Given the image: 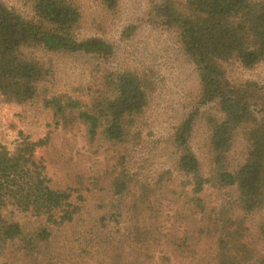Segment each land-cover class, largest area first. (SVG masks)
<instances>
[{"label": "trees", "instance_id": "obj_1", "mask_svg": "<svg viewBox=\"0 0 264 264\" xmlns=\"http://www.w3.org/2000/svg\"><path fill=\"white\" fill-rule=\"evenodd\" d=\"M100 1L112 11L119 0ZM29 2L31 15L24 16L0 0V101L41 100L65 135L81 131L86 145L104 153L101 177L109 200L91 231L102 233L115 250L113 261H120L113 264L143 263V250L160 239L187 264H264V87L231 82L226 72L232 62L252 69L264 61V0H163L155 7L162 25L178 31L199 77L195 104L170 136L172 169L189 185L182 192L168 188L169 170L141 181L128 155L127 146L140 141L135 128L148 106L149 81L131 70L96 65L85 100L47 95L52 71L36 50L107 61L114 47L100 37L78 38L81 14L72 0ZM210 104L215 113L204 109ZM198 122L205 131L207 171L190 144ZM237 137L244 152L232 167L229 153ZM47 144V138L21 135L11 149L0 145V264H60L50 242L57 226L78 211L69 200L83 185L82 173L53 160L72 181L56 187L47 161L36 154ZM121 218L128 224L116 237L119 231L110 234L108 223ZM127 250L129 257L123 256Z\"/></svg>", "mask_w": 264, "mask_h": 264}, {"label": "rangeland", "instance_id": "obj_2", "mask_svg": "<svg viewBox=\"0 0 264 264\" xmlns=\"http://www.w3.org/2000/svg\"><path fill=\"white\" fill-rule=\"evenodd\" d=\"M72 1L81 14L78 38L100 37L113 45L114 56L103 61L84 54L67 55L36 50V56L52 71V77L44 84L47 95L67 94L85 100L86 87L93 81L92 76L96 75V65L100 70L136 72L149 81L151 89L148 106L135 128L140 141L127 146L131 163L137 167L141 181L153 179L169 170L168 188L175 192L187 190V178L172 169L174 156L170 136L174 127L195 104L199 93V77L194 64L183 50L178 31L162 25L155 15V7L163 0H119L112 11L107 10L100 0ZM3 2L24 16L31 15L29 0ZM226 72L231 82L250 80L264 87V61L252 69L232 62L226 67ZM204 109L215 113L214 104ZM21 135L34 141L48 139L47 146L39 147L36 154L47 161L48 175L56 187H69L72 181L64 171L52 165L53 160L56 163L59 161V164L68 163L74 173H82L80 181L83 185L79 192H72L69 200L78 207V211L71 222L57 226L50 242L53 253L61 255L60 264H113L120 261L119 258L113 261L115 250L112 251L103 240L102 233L91 231L96 219L104 211L100 206L109 200L103 192L105 182L101 177L105 167L104 153H96L95 147L86 145L81 131L75 135H65L54 125L52 113L44 108L41 100L25 105L0 101V145L11 149ZM204 139V127L198 122L190 144L204 171H207L209 162ZM243 152L244 144L237 137L229 153L232 167L242 160ZM208 193L213 200L216 198L211 190ZM108 224L110 234L119 231L116 237H122L128 222L121 218L117 224ZM201 247L205 249L208 245ZM144 255H147L145 259ZM123 256L129 257V251ZM142 259L144 262L140 264L188 263L184 259L172 257L162 239L146 246Z\"/></svg>", "mask_w": 264, "mask_h": 264}]
</instances>
